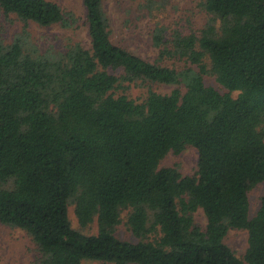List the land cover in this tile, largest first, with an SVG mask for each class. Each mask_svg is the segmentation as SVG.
<instances>
[{
    "label": "trees",
    "instance_id": "16d2710c",
    "mask_svg": "<svg viewBox=\"0 0 264 264\" xmlns=\"http://www.w3.org/2000/svg\"><path fill=\"white\" fill-rule=\"evenodd\" d=\"M103 3L84 0L89 49L0 40V223L30 236L35 264H264V196L254 217L249 200L264 183V0H202L199 34L158 28V60L192 65L182 71L116 45ZM0 8L26 25L73 26L50 0ZM137 85H149L142 100ZM188 147L194 175L160 168ZM72 205L96 235L73 228ZM124 213L136 243L116 234ZM231 229L248 232L243 258L225 242Z\"/></svg>",
    "mask_w": 264,
    "mask_h": 264
},
{
    "label": "rangeland",
    "instance_id": "374dc122",
    "mask_svg": "<svg viewBox=\"0 0 264 264\" xmlns=\"http://www.w3.org/2000/svg\"><path fill=\"white\" fill-rule=\"evenodd\" d=\"M60 6L66 13L72 15L69 29L60 26L41 27L30 22L26 25L16 15H7L0 8V40L10 45L16 38L23 36L29 41V48L48 53L52 50L62 51L68 44L79 43L86 48L91 47L88 25L86 23V8L84 0H50ZM202 0H104L103 9L107 15L112 41L128 49L143 59L155 63L159 60V50L152 44L153 33L161 27L166 28L168 38L175 30L185 33L199 34L208 21V15L199 7ZM27 30L29 33H24ZM59 55V54H54ZM162 65L182 71L190 67L181 59H166L159 61ZM207 86L221 93L227 91L221 87L211 75L204 76ZM151 88L159 93H170L174 87L151 84ZM149 85L132 86L131 97L142 100ZM185 90V89H183ZM198 151L188 147L181 154H168L160 163V168H177L184 176L194 175L197 171ZM264 196V183L259 184L249 192L250 217H254L261 206ZM123 223L117 228V236L136 243L138 240ZM69 218L73 228L86 235H96V221L87 227H82L75 214L74 205L69 208ZM196 223L205 228L207 221L203 211L195 214ZM226 244L240 258H243L248 248V232L231 229L225 239ZM36 246L30 236L23 230L0 223V264H35ZM97 264V263H85Z\"/></svg>",
    "mask_w": 264,
    "mask_h": 264
}]
</instances>
